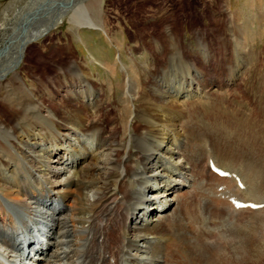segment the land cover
Instances as JSON below:
<instances>
[{
  "label": "rangeland",
  "instance_id": "rangeland-1",
  "mask_svg": "<svg viewBox=\"0 0 264 264\" xmlns=\"http://www.w3.org/2000/svg\"><path fill=\"white\" fill-rule=\"evenodd\" d=\"M93 1L83 0L80 4L74 7L71 6L68 10L65 9L63 12L64 16L60 17V21L55 27L27 46L22 56L23 58L20 59L14 68L0 72V95L7 87L16 82L14 77L17 76L18 81L28 91H33L35 102L36 100L41 101L38 99L39 95L42 94L47 99L50 98L48 100L52 101L54 99L58 108L61 106L63 110L66 109L69 112L71 110L72 113L73 110L74 112L79 110L85 125H92V121L94 122L95 119L99 120V117L102 116V125L104 127L109 129L113 125L117 126L116 133L119 136L118 138H122L123 141L122 148L120 147L119 159H122V163L125 165L126 163L131 165L132 171L139 167L141 168L139 170H142V164L137 157V149L139 147L135 141L138 133H135L131 127L136 122L141 125L143 134L149 140L153 139L154 142L158 141L160 143V147L155 148L156 146H153L155 149L152 148V151L156 152V155L160 157L158 156V164H154L151 159L152 165L150 164V167L143 174L144 178L152 176L149 177L150 181H147V183L149 185L152 184L153 189L147 187L143 189L145 192H142L145 197L151 196L152 200L155 197L153 203L150 204L152 210H150L151 212H144L138 209L134 216L142 215V217L145 216L147 218L146 216L149 217L150 215L151 220L155 221V224L158 220L163 219V217L159 218L160 215L163 216L168 213L167 219L162 220V227L153 234L155 236L153 238L163 241V246L175 236L170 224L175 221L178 224L176 229H180L182 225L177 216H174L178 212L176 211V202L165 211L166 207H168L163 205L165 196L168 199L176 198L177 193L181 192L180 195L187 198L198 184L195 181L205 179L207 177L205 171L209 169L206 161L208 153L205 154L206 158L205 156L201 158L200 166L193 168L195 177L191 174L193 171L191 165H189L190 163L186 164V167L189 166L187 174L190 177V180L186 182V186L181 185V188L179 185L180 189L173 191V194L170 192L167 195L166 192L162 195L165 190L166 179L174 180L176 178L177 181H180L182 176L165 171L166 176L161 177L159 173L163 171V165L161 167L159 165L165 161L164 165L166 164L167 166H170L172 162V168L177 163L178 166L182 165L185 162L184 153L187 154L189 150H192L191 143L197 141L195 136H193L195 132H189L191 127L187 131L183 128L182 123L184 120L193 118L191 114L194 110L198 112L194 122H205L206 117L203 113L216 106L213 104L214 106L210 107L208 104H204V106L199 108V104L197 105L199 101L197 100L219 102L223 109L234 112L235 116L231 118L233 120L239 119L241 115H244L255 121V117L259 116L261 122H258L259 125L258 123L254 124L257 128L253 132H264V111H262L264 110V0H100V3L96 4L97 7H93ZM26 2L27 0H0V48L4 47L5 43L9 44L7 41L11 36L12 27L17 23L14 21L17 18V12ZM40 2L38 1L37 5ZM51 9H53V12L56 10L51 4L49 10L45 8L43 12L37 14L39 17L35 23L38 25L46 23L50 19L49 11ZM85 10L94 17L96 23L102 24L103 27L79 26L76 21L82 11ZM177 56L181 61L186 62L184 67H194V71L192 72L191 70L190 74H188V71L185 72L174 66L172 59ZM186 75L191 81L203 83L196 91L198 95L190 93L185 96L187 92H177L178 88H187ZM129 78H134L133 93L128 91L127 86H124ZM44 84L47 87L46 85L44 87ZM251 86L255 88L253 89ZM249 88L254 91L250 92ZM256 89H259L258 93H255ZM37 90L39 93H36L38 92ZM90 93L91 96H87ZM219 95H222V97ZM156 100L176 103L173 112L168 117H165L164 113L158 112L160 110H155V116L145 113L142 102L155 103ZM71 102L72 107H70ZM228 104L232 107H229ZM233 106L236 108H233ZM131 108L133 111L130 112ZM98 110L101 111L99 112ZM48 111L46 110L44 113L51 119L62 122L53 112L54 110L49 111L51 113ZM251 111L254 114L251 115ZM123 112H130L128 130L123 129L127 126L125 125L127 120L121 121ZM135 112L142 114V117L135 116ZM53 113L55 117L54 115L52 116ZM100 113L103 115L100 116ZM162 117L165 124L161 122ZM141 118L151 120L150 130H145L146 128L142 126L144 123L137 121V119ZM160 122L162 125L159 124ZM174 122L175 124H173ZM223 122L225 121L221 119L209 122L210 127L212 126L210 132L213 135L207 134L200 140L203 152H210L213 146H216L218 155L221 158L224 157L226 152L221 154L218 150L221 147H226V143H229V139L234 136V130L232 129V123L227 125ZM236 122L241 124L240 120H236ZM164 127L169 130L170 138L166 134H162ZM184 130L186 131L184 132ZM10 131L15 136L14 131ZM148 131L151 133L149 134ZM44 133L45 131H40V128H38L28 133L23 131L21 136L23 141L13 137L15 143H19L20 146H23L24 142L29 143V146H33L31 148L34 150L33 155L36 157L29 155L27 160H29L28 163L37 176H43L44 181L51 178V174H48L49 167L45 161L52 156L50 159L54 158L52 159L54 165L57 164V159L59 158V156L57 157L51 152L52 149H58L61 152L67 150L66 153H68L76 147V150L79 148L78 150L84 149L87 152H100L94 151L98 144L96 137L87 140L85 139L87 138L86 133L83 131H80L81 134L76 133L75 135L71 131L69 136L72 139H67L66 141L63 138L65 137L63 134L67 133L65 127L59 129L61 136L59 135L60 138L57 139L55 137L53 139L52 136H43ZM33 134L38 135L32 138L34 137ZM79 137L81 138V143H77ZM188 140H190V144H187ZM140 142L143 147H150L147 144L148 141L141 140ZM209 143L211 145L210 149L207 148ZM125 144L128 146L125 147ZM167 147L171 148V150L176 148L175 152ZM99 155H102L99 157L104 162H107L108 154ZM193 155L196 164L199 162V154L193 151ZM211 156L213 155L211 154ZM191 162L192 164L194 163L193 161ZM3 174L6 175V171ZM139 176L138 174L135 178ZM203 182L205 184L206 180ZM134 183L135 189H139L140 184L137 183V180ZM147 183L146 185H148ZM160 184L161 186H159ZM40 188L43 189V186ZM212 190H215L214 186H212ZM195 195L196 197L192 200L193 204L208 207L210 210H212L211 207L223 210L218 199H214L215 202L213 203L205 204L204 192L202 193L200 190V194L197 191ZM181 197L179 200L183 199ZM202 203H204L203 206ZM190 214L193 215L194 212ZM206 214L209 215L211 213ZM214 214L219 216V224L215 225L210 220L204 222L207 226L203 224L204 227L208 228L205 230L212 229L213 234H211L210 238L216 241L222 239V237V241L229 239L232 245H223V248L228 253V256H234L235 258L241 255L238 253L237 247L243 245L244 248L241 251L247 257L246 263L243 264H264V258L259 259L260 262L256 263L258 262L256 261L258 255H262L258 244L255 242L253 247L245 248L246 241L243 242L245 237L256 233L258 230L256 223L249 224L248 228L251 230L245 229L237 233L235 228L230 229V227L236 226V220L233 221L230 216L228 219L223 214ZM246 214L245 212L240 215L247 218ZM134 218L136 217H131V219ZM130 223L131 221H128L127 224L130 225ZM221 224L222 226H219ZM194 225L196 226V233L204 229L198 222L194 223ZM34 226H36L35 223ZM236 228L242 229L241 227ZM180 233L181 231L178 233L179 236ZM51 235L49 233L48 237H54V235ZM11 236L9 233H1L3 238L9 239ZM52 241L48 239L42 240L44 244L48 243V245ZM12 249H14L13 252H10L9 249H6L7 251L1 250L4 254H8L10 259L12 258V261H6L8 263H15L20 257L17 256L20 252L19 249L17 247ZM11 254L13 255L11 256ZM39 254L41 253L39 252ZM41 256L42 258H35L36 256H34L32 264L36 262H38L37 264L49 263L47 261L48 257H45L46 254ZM164 262L173 264L171 260L164 259Z\"/></svg>",
  "mask_w": 264,
  "mask_h": 264
},
{
  "label": "bare ground",
  "instance_id": "bare-ground-1",
  "mask_svg": "<svg viewBox=\"0 0 264 264\" xmlns=\"http://www.w3.org/2000/svg\"><path fill=\"white\" fill-rule=\"evenodd\" d=\"M38 1H41L38 4L40 5L46 0H27L25 5L17 12V18L14 20L17 23L12 27L11 36L7 41L9 44L5 43L4 47L0 48L2 52L0 55V72L4 70L9 71L11 68L15 67L20 57L24 55L27 46L35 41L32 40L35 34H39L37 38L44 36L57 25L60 21V17L64 16L63 12L65 9L68 10L69 7H74L83 2V0H73L74 4L68 6L66 1L70 0H47L48 3L44 4L41 11L37 14L43 12L45 8L49 10V6L53 4L52 2L54 1L65 2L66 4L62 3L64 6L54 12L53 9H51L49 11L50 19L46 23L39 25L35 23L39 17L37 15L38 17L32 21L33 24L29 25L26 30L21 31V21L38 6ZM97 3H100V0H94L93 7H95ZM53 23H55V25L50 28L48 32L43 33L44 30L49 28ZM76 23L79 24V26L103 27L102 24L96 23L94 17L88 14L86 10L82 11V14L78 16ZM172 63L181 70L185 72L188 71V74H190L191 70L193 72L195 69L194 67H184L186 62L181 61L178 56L172 59ZM185 77L188 81L187 88H178L177 92H187L185 96H188L190 93L198 95L196 91L203 83L200 84L191 81L187 75ZM14 79L16 82L7 87L0 95V264H17L16 262H6L7 260L9 262L12 261V258L10 259L8 254L1 252V250L6 249L13 252L14 249L12 248L14 247H19V249L21 247L23 249L22 252L20 251V256L22 259L25 258V260H22L21 264H32V262H34L32 260L34 256H36L35 258H42V254H46L45 257H48V264H168L164 262V259L171 260L173 264L246 263L247 257L241 251V249L244 248L243 245L237 247L238 253L241 255L235 258L234 256H228V253L225 252L223 248V245H232L229 239L222 241L223 237L221 236L222 239L216 241L210 238L211 234H213L212 229H209L211 231L205 230L208 228L204 227V225H206L204 222L210 220L215 225L219 224V216L214 213L223 214L226 218L230 216L233 221L236 220V226L230 227V229L235 228L237 233L245 229L251 230L248 228V226H250L249 224L256 223L255 225L258 226L256 233L245 237L243 242L246 241L245 248L253 247L255 242L261 248L260 251L262 255H258L256 259L258 262L256 263L260 262L259 259L264 258V206L260 208L238 207L231 199V197L234 196L243 200H254L256 202L264 201V132H253V130L257 128L254 124L261 122L259 116L257 118L255 117V121H253L250 117L241 115L239 119H236L241 121V124H239L236 120L231 119L235 116L234 112L225 108L223 109L219 102H208V100L207 102H202L203 100L201 99L197 100L199 101L197 102L199 108L200 106H204V104H208L210 107H213V104L216 105L213 109L203 113L206 117V121L201 122L202 124L196 123L194 119H196L198 112L196 110L193 111L194 114L193 112L192 114L188 112L193 118L184 120L182 123L183 128L187 130L191 127L189 132H195L193 136H195V140H197L198 143H196L197 141L191 143L192 150H189L187 154L184 153L185 162L182 165L178 166L177 163L173 165L174 167L172 168V162L170 166L164 165L166 161L159 165V167L163 165V171L159 173L161 177L166 176L165 171L170 172V174L176 173L182 176L180 181H177L176 178L174 180L166 179L164 184L165 190L162 195L166 192L168 195L170 192L172 193L180 189L181 185L186 186V182L190 180L189 174H187L189 170L187 168L189 166L186 167V164L190 163L189 165H191L193 171L191 174L195 177L196 175H194L193 168L199 167L202 162L201 158L209 153L206 159L209 169L205 171L208 180L206 177L205 179L203 178V180L201 179L202 181H195L198 183V189L196 185L195 190L190 192L187 198L180 195L181 192H176V198L173 197L168 199L165 196L164 204L162 203L164 207L168 206L165 211L176 202V211L178 212H176L177 215L174 216H177L182 222V225L180 224V229H176L178 224L175 221L170 224L172 230H174L175 236L162 246L163 241L153 238L155 237L153 234L162 227V220L167 219L168 213L163 216L160 215L159 218L163 217V219L158 220L155 224V221L151 220L150 215L149 217L146 216L147 218H145V216L142 217V215L134 216L138 209L144 212H151L150 210H152L150 204L153 203L155 197H153L154 199L152 200L151 196L145 197V194L142 193L144 191L143 189L147 187L152 188V184L149 185L147 183V181H150L149 177L152 176L144 178L143 174L146 169L150 167V164L152 165V161L154 164H158L159 161L157 162V160L160 156L156 155V152H153L152 148H154L153 146H156L155 148L160 147V143L158 141L154 142L153 139L149 140V138L143 134L141 125L137 122L132 125V130L138 133V136L135 138L137 146L139 147V149H137V157L142 164V170H139L141 169L139 167L132 171L131 165H127V163L125 165L122 163V159H119L123 141L122 138H118L119 136L116 133L117 126L113 125L110 127L111 129L104 127L102 125V113H100L101 117H99V120L95 119L94 122H91L92 125H85L83 124L84 121L82 115L79 114V110L76 112L73 110L72 113L71 110L70 112L66 109L63 110L61 106L58 108L54 99L52 101L48 100L50 98L47 99V97H44L42 94L39 95V99L37 98L41 101L36 100L35 102L33 91H28V89L18 81L19 79L17 76H15ZM45 85L46 84H44V87ZM124 86H127L128 91L132 92L134 78H129ZM252 88L254 89L255 87ZM252 88H249L250 92H252ZM43 91L45 92V90ZM256 91L255 93H258L259 89H256ZM36 93H39V91ZM87 96H91V93L87 94ZM219 96L222 97V95ZM161 100H156L155 103L142 102L143 111L155 116V110H160L158 112H162L165 117H168L173 112L176 103L159 102ZM70 104V107H72V102ZM228 105L232 107L230 104ZM233 108L236 107L233 106ZM50 109L52 111L54 110L53 112L62 122H58L59 120L55 121L44 113L46 110L51 111ZM131 111H133L132 108L130 109V112ZM130 112H123L121 114V121L127 120V124H125L127 126L123 128L125 130L129 129L128 118ZM250 113L251 115L254 114L252 111ZM141 115L142 114L139 112H135V116L140 117ZM247 115H249V113ZM217 119L225 121L223 123L227 125L228 123H232V129L234 130V136L229 139V143H226V147H221L218 150L221 154L226 152L223 158L218 155L216 146H213L210 152H203L200 143L203 136L212 134L210 132L212 126L210 127L209 122H213V120ZM137 121H142L144 123V125H142L143 128H146L145 130H150L149 126L151 120L141 118L137 119ZM161 122L165 124L163 117ZM161 122L159 123L160 125H162ZM173 124H175V122ZM64 127L67 130V133L63 134L65 135V137H63L65 141L67 139H72L69 136L71 131H73L72 134L74 135L76 133L81 134L80 131H83L86 133L87 138L85 139L87 140L96 137L98 144L94 151L100 152H87V150L84 149L78 150L79 148L76 150V147H74L73 151L68 153H66L67 150L61 152L58 151V149H52L51 152L57 157L59 156V158L57 159V164H54L55 166L52 163V159L54 158L50 159L52 157L51 155V157L47 158V161H45L46 165L49 167L48 174H51V178L46 177L48 179L44 181L43 176H37L34 169L29 165V160H27L29 155H32L34 158L36 157L33 155L34 150L31 148L33 146H29L27 142L23 143L24 147L20 146L18 142V144L15 143L13 137L23 141L21 137L23 131L28 133L31 130L40 128V131H45L43 136H52L53 139L54 137L57 139L60 138L59 129ZM195 129L197 130L195 131ZM10 130L14 131L15 136L12 135ZM186 130H184V132ZM168 131L169 130L164 127L162 134H166V136L170 138L171 136ZM37 135L38 134H33L34 137L32 138H35ZM80 137L77 139V143H81ZM141 140L148 141L147 144L150 145V147H143L140 142ZM187 144H190V140L187 141ZM127 146L128 145L125 144V147ZM175 149L171 150V148H169V150L173 152H175ZM195 150L199 154V162L196 164L193 155V151L196 153ZM99 154H108L107 162H104V160L100 158L102 155ZM211 154L213 156H211ZM210 157H213L218 165L228 169L230 175L221 176L213 171L209 165ZM191 161L194 163L192 164ZM5 171L6 175L3 174ZM138 174L140 176L135 178ZM136 180L137 183L140 184L139 189H135L134 181ZM204 180H206L205 184L203 182ZM238 182H241L242 185ZM146 183L148 185H146ZM41 186H43V189L40 188ZM159 186H161V184ZM212 186H214L215 190H212ZM200 190L202 193H205V204L213 203L215 202L214 199H218L223 210L211 207V209L214 210L212 211L208 207H201L193 204L192 200L196 197L195 194L197 191L200 194ZM179 195L182 196V200H179ZM191 197L192 199H190ZM204 203H202V206ZM57 207H59V211H57ZM191 212H194V214L191 215ZM245 212L247 213L245 216L247 218L250 217L249 219L241 217L242 215L240 214ZM206 213L211 214L207 215ZM131 217L136 218L131 219ZM128 221H131L130 225L127 224ZM229 221L231 222V220ZM196 222L204 227L201 232H195L196 226L194 223ZM34 223L36 226H34ZM219 226H222V224ZM236 227H241L242 229ZM37 229L42 230V240L48 239L52 241L53 239V241L49 243L50 245H48V243L44 244L42 240L36 239L34 232H36ZM6 231H10L12 234L9 239L1 237V233L4 234ZM180 231L181 233L179 236L178 233ZM221 231L223 232V230ZM49 233L54 235V237L52 235L53 238L48 237ZM21 243L25 244V249L22 247L23 245L21 246ZM39 252L41 254H39ZM12 255L13 254H11V256ZM37 263L38 262L35 264Z\"/></svg>",
  "mask_w": 264,
  "mask_h": 264
},
{
  "label": "water",
  "instance_id": "water-1",
  "mask_svg": "<svg viewBox=\"0 0 264 264\" xmlns=\"http://www.w3.org/2000/svg\"><path fill=\"white\" fill-rule=\"evenodd\" d=\"M46 3H48L47 0H46V1H43L40 5H38V6L35 7V9L32 11V13H30V14L27 15L25 18H23V20L21 21V31L26 30L27 27H28L29 25L33 24L32 21L38 17V16H37V13L41 11L43 5L46 4ZM52 3H53L52 5L54 6V8H55L56 10H57V9L59 10V8H62V6H64L62 3H65V2L54 1V2H52ZM66 3H68V6L74 4V3H73V0L66 1ZM66 3H65V4H66ZM45 15H46V14H45ZM54 25H55V23L51 24L50 27H49V28H46V29L44 30L43 33L48 32V30H49L50 28H52ZM38 35H39V34H35V36L32 38V40H36L37 37H38ZM1 53H2V52L0 51V55H1ZM21 58H22V56L20 57V59H21ZM20 59L18 60V62L20 61ZM18 62H17V63H18ZM17 63H16V64H17Z\"/></svg>",
  "mask_w": 264,
  "mask_h": 264
}]
</instances>
